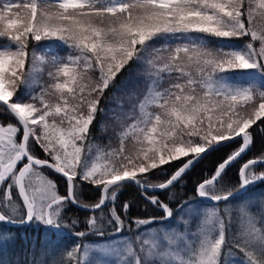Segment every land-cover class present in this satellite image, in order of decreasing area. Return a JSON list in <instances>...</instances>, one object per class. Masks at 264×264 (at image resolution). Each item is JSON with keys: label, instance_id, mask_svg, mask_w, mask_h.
Returning a JSON list of instances; mask_svg holds the SVG:
<instances>
[{"label": "snow or ice", "instance_id": "snow-or-ice-1", "mask_svg": "<svg viewBox=\"0 0 264 264\" xmlns=\"http://www.w3.org/2000/svg\"><path fill=\"white\" fill-rule=\"evenodd\" d=\"M0 38V113L10 117L0 126V206L15 190L25 210L20 221L0 211V221L35 219L80 239L117 236L99 249L113 264H233V248L247 264H264L251 247L260 229L243 241L233 235L228 246L231 223L220 208L264 181V170L254 169L264 164L262 148L239 166L235 185L224 183L229 166L254 147L257 130L264 136V86L236 87L222 78L237 69L264 73V0H0ZM214 40L243 47L210 48ZM55 42L64 50L47 47ZM134 74L151 81V95L138 101L127 93L131 115L114 114L118 146L110 140L107 163L89 164L107 104L135 88ZM224 142L236 146L192 194L178 197L194 162ZM45 169L65 178L63 193ZM88 185L96 198L82 203ZM130 188L143 198L142 213L155 214H131L132 199L117 207ZM204 197L216 203L197 207ZM70 205L91 214L69 216ZM192 219L200 225L189 235ZM148 225L160 227L146 237ZM87 246L77 243L68 264H82Z\"/></svg>", "mask_w": 264, "mask_h": 264}, {"label": "trees", "instance_id": "trees-1", "mask_svg": "<svg viewBox=\"0 0 264 264\" xmlns=\"http://www.w3.org/2000/svg\"><path fill=\"white\" fill-rule=\"evenodd\" d=\"M3 42L4 38H0V43ZM256 43L258 46V42ZM218 46L234 49H240L243 47V45L239 42L224 40H214L209 44L210 48H216ZM47 47L56 51L64 50L63 46L60 45L59 42L47 45ZM190 71L195 74L196 70L193 67ZM222 78L228 84L236 87L254 84L264 86V73L258 69H237L232 72L222 74ZM126 89L128 90L127 92H125ZM130 91V88L125 87L121 92L116 93V95L127 94ZM21 94H23V92H21ZM135 94L137 98L140 95V92ZM123 103L130 104L128 96L123 99ZM113 105L114 102L111 100L108 102L107 108H110ZM123 114V119L131 115V113ZM9 120L10 117L7 114L0 113L1 122L5 123ZM106 121H109V118H106ZM113 129L114 128L109 125H97L96 131L93 133V147L89 150L91 159L88 162L98 158L95 155L96 148L102 147L104 149L101 151L102 157L99 158V164L107 163V160L104 158V152L110 150L107 147L109 141H112V147L118 146V141H116L113 136ZM254 144V147H251V149L246 151L244 155L242 154L243 157L241 155V157L238 158L236 162H233V164L226 170V174L223 178L225 184L235 185L238 180V168L245 159L252 157L259 158L261 149L264 148V136L260 135L258 130L257 133L254 134ZM235 146L236 145H233L230 142L229 144L228 142H225L223 145L215 146L209 149L207 153L203 154L197 161L194 162V165L189 172L186 173L187 183L183 185L184 191L181 193L180 190L177 189V196L181 197L192 194L195 191L197 181L200 180L205 173L211 175L215 169V165ZM254 169L257 172L264 170V164H257L254 166ZM45 171V175L57 182L59 191L63 193L66 187L64 178L60 175L58 176L57 173L52 172L51 169H45ZM13 195V201L8 203L7 206H0V211L12 217L14 220L20 221L23 219L25 210L22 206V202H20L19 197L16 195L15 190H13ZM84 197L85 199L82 203H91L96 198V194L91 189L90 185L86 186ZM126 199H132L135 203L130 209L131 214H155L154 212L142 213L144 201L143 198L139 196V192L135 188L126 189L121 193L120 199L117 201V207H119L120 201ZM175 202L178 201H174V203ZM194 203L197 207L208 208L213 206L216 202L199 198L197 201H194ZM107 207L108 205L106 204L103 211L106 212ZM220 208L222 218L231 223V228L227 233L228 246H232L233 235H236L239 231L240 237L237 238L243 241L248 239V233L252 231L253 228L260 229V232L256 233V238L252 241L253 245L251 247L261 257H264V244L260 243V237L264 236V227H262L261 223V221L264 220V181H258L255 184L249 185L240 193L230 196L228 201H221ZM225 208L228 209L227 212L223 211ZM96 211V214L98 215L101 209H97ZM65 212L68 213L69 216L79 217L81 220H83L88 214H91L85 211L84 208L78 209L75 205H70L69 208L65 209ZM236 213L237 215L232 218V214ZM174 222L175 221H173V223ZM199 225L200 221L198 219L190 220L188 234L191 235L196 232ZM159 227V225H148L145 229L146 231L144 232L150 233L153 229H157ZM117 235H127V233ZM115 238H117V236L101 237L89 233V235L80 239L73 235V232L68 228L46 225L42 222L36 221L35 219L27 223L0 221V264H45L48 260L46 254L44 253L45 247L50 250L51 255L54 251L58 252L54 264H68L67 253L77 243H80L81 245L86 244V242L105 243L106 241L113 240ZM46 243H48V245ZM87 251L88 249H86V252ZM232 251L235 257L233 264H247L242 252H239L236 248H233ZM88 260V258H83L82 264H88Z\"/></svg>", "mask_w": 264, "mask_h": 264}, {"label": "rangeland", "instance_id": "rangeland-1", "mask_svg": "<svg viewBox=\"0 0 264 264\" xmlns=\"http://www.w3.org/2000/svg\"><path fill=\"white\" fill-rule=\"evenodd\" d=\"M36 68L38 71L43 70L42 66L39 64V62H37ZM132 80L135 83V88L131 89V91H134L135 93L140 92V95L136 98L138 101H143L146 96L151 95L150 90H149L150 85H151V81L143 79V77L137 78L135 76V74L133 75ZM142 83H144V84H142ZM139 84H141V85H139ZM127 91L128 90L126 89L125 92H127ZM126 97H127V94H120V95L115 94V98L113 99L114 105L111 106L110 108H108V109H110V112H109L108 116L104 117L101 120L100 124L109 125L112 128H114L115 116H119V118L123 120V117H124L123 113H126V114L131 113V109H132L131 103L130 104L123 103V99H125ZM21 98L26 99V97H24L23 94H21ZM114 114H115V116H114ZM135 114L137 116L139 115V103L138 102L136 103ZM106 118H109V121H106ZM129 123H131V120H129ZM6 124H7V122L4 123V122L0 121V126H6ZM100 124H98V125H100ZM103 149L104 148H102V147L96 148V154L95 155L98 158H95L93 161L89 162V164H92V163L99 164V158L102 157L101 151ZM48 178L50 179V177H48ZM236 215H237V213L232 214V218ZM144 231H146V230H144ZM144 235L147 237L148 233L144 232ZM236 235L239 238L240 237V231ZM115 239H113V240H115ZM46 244L48 245V243H46ZM86 244H88V246L86 248V249H88V251H87V255H85L84 258L89 259L88 264H113L112 257L106 256L102 253V251H99V249H104V248L108 247V245L106 243H101V242L87 243L86 242ZM81 251H83V248L81 249ZM44 253L46 254L47 259H48L45 264H54L55 258L57 257L58 252L54 251L53 254L51 255L50 250L47 247H45Z\"/></svg>", "mask_w": 264, "mask_h": 264}, {"label": "water", "instance_id": "water-1", "mask_svg": "<svg viewBox=\"0 0 264 264\" xmlns=\"http://www.w3.org/2000/svg\"><path fill=\"white\" fill-rule=\"evenodd\" d=\"M225 143V142H224ZM216 146H218V145H216ZM213 147H215V146H213ZM212 147V148H213ZM211 149V148H210ZM249 159V158H248ZM247 159H245L243 162H245ZM220 162V161H219ZM218 162V163H219ZM242 162V163H243ZM242 163L240 164V165H242ZM238 170H239V168H238ZM63 177V176H62ZM64 178V177H63ZM64 180H65V178H64ZM66 182V181H65ZM242 190H244V189H241L240 191H238V192H235L233 195H235V194H237V193H240ZM203 199H206V200H208V201H213V200H211L210 198H207V197H204Z\"/></svg>", "mask_w": 264, "mask_h": 264}, {"label": "bare ground", "instance_id": "bare-ground-1", "mask_svg": "<svg viewBox=\"0 0 264 264\" xmlns=\"http://www.w3.org/2000/svg\"><path fill=\"white\" fill-rule=\"evenodd\" d=\"M143 79H144V78H143ZM143 82H144V81H143ZM142 84H144V83H142ZM139 85H141V84H139ZM143 86H144V85H143ZM143 86H142V87H143ZM136 88H137V87H136ZM139 88H140V87H139ZM139 88H138V89H139ZM135 90H136V89H135ZM228 144H229V142H228ZM115 146H116V145H115ZM243 155H244V154H243ZM243 155H242V157H243ZM235 162H236V161H235ZM52 172H53V171H52ZM53 174H54V173H53ZM58 176H59V175H58ZM236 196H237V195H236ZM78 209H79V208H78ZM82 210H83V209H82ZM85 211H86V210H85ZM232 220H233V219H232Z\"/></svg>", "mask_w": 264, "mask_h": 264}]
</instances>
